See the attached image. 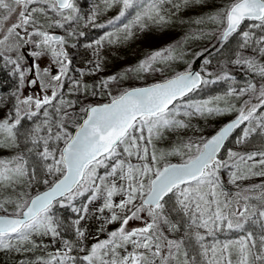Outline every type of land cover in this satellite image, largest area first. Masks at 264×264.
<instances>
[{"label":"snow or ice","instance_id":"obj_1","mask_svg":"<svg viewBox=\"0 0 264 264\" xmlns=\"http://www.w3.org/2000/svg\"><path fill=\"white\" fill-rule=\"evenodd\" d=\"M164 2L104 0L109 7L120 5L116 21L130 17L120 29L124 32V39L132 35L134 27H146V21L164 22L160 7ZM49 10L58 13V18H52L49 27L64 28L65 24H74L78 19L74 15L78 11L75 0H0V49L15 50L20 44L32 43L50 51L60 66L58 73L51 75L56 84L50 94L23 100L17 96L14 110L0 120V136L3 137L0 146H16L21 121L36 118L39 122L34 123L25 134V140L32 145L28 151L34 152L40 160L39 169H30L23 155L12 161L0 160V188L10 190L25 178L29 186H47V190L27 200L23 194H18L14 217L0 216V250H30L21 247L25 242L38 247L30 239L34 234L55 239L60 234L54 207L72 206L79 197H85L88 204L103 197L96 212L103 214L107 211L105 222H119L120 226L107 232L103 240L97 235L96 242L85 247L83 241L87 239V230L79 225L86 219L89 208L87 204L72 207L77 216L74 228L79 247L65 240L62 249H57L56 254H49L48 259H41L38 264H77L78 261L79 264H264V183L231 194L223 188L219 176L222 168L231 167L234 170L230 182L238 187V181L264 177V151L246 155L229 151L227 155L232 160L231 165L219 156L230 134L245 122L247 127L241 129L242 136L237 143H243L257 128L264 133V116H255L257 111L264 110V83L259 89L249 83L247 88L239 91L230 90L228 94L237 97L259 91V102L244 101L243 106L237 109V117L211 138L184 145L188 150L195 148L196 155L189 156L180 164L157 167L155 151L150 152L147 145L164 129L189 127L183 119L176 118L181 107L178 101L209 81L200 72L186 71L150 86L125 89L112 95L110 85L115 87L119 80L127 78V74L109 76L97 85L106 91L109 102L81 106L79 111L84 116L70 131L76 121L77 113L73 111L76 102L64 98L63 78L67 77L72 61L63 47L65 37L44 30L41 19L48 18ZM12 16L16 20L5 30L4 24ZM95 16L96 13H93L88 22L95 24ZM212 19L223 26L222 42L239 30L242 38L240 49L250 48L254 54L245 56L243 51L237 52L233 63L246 67L264 80V0H232L223 12ZM245 21H252L251 29H259V34L240 30ZM69 35L82 37L84 33L70 31ZM105 38L109 43L120 39L119 36L113 38V33L109 32L87 47L101 46ZM94 50L98 55V47ZM174 51L171 47L157 50L129 72L163 71L153 65L174 59ZM34 55L39 56L40 53ZM0 56H3L2 51ZM5 59L14 65L22 84L25 70L21 64L17 60ZM204 62L209 63L208 60ZM94 66L95 70L100 69L99 63ZM44 74H48L47 70ZM37 75L40 73L37 72ZM217 78L229 77L225 74ZM30 83L36 84L37 81ZM87 91L88 86L80 80H71L67 89L68 93L83 94ZM99 94L95 90L91 93L93 96ZM186 107L194 109V112L185 111L184 116L202 114L205 110L209 113L222 111L207 105L188 104ZM231 110L229 107L223 111ZM254 120L257 121L256 127H252ZM176 154L182 153L178 150ZM117 196L119 199L115 200ZM173 197L189 216L192 222L189 227L204 229V233H194L199 245L194 255L185 249L184 240L163 235L161 224L167 225L169 233L179 230V226L164 213L165 205ZM240 200L244 203L240 204ZM248 201H257L259 206ZM3 208V203H0V209ZM144 213L150 219L143 227H128L130 220L144 219ZM225 230L244 234L236 239L221 241L217 234ZM105 231L103 225L97 229L98 234ZM207 237L214 238L211 244L204 243ZM74 248L84 252V255H71Z\"/></svg>","mask_w":264,"mask_h":264},{"label":"rangeland","instance_id":"obj_2","mask_svg":"<svg viewBox=\"0 0 264 264\" xmlns=\"http://www.w3.org/2000/svg\"><path fill=\"white\" fill-rule=\"evenodd\" d=\"M231 2L232 0H170V2L165 0L160 5L161 15L165 17L164 22L146 21V27L142 29L134 27L132 35L127 39L123 38L124 32L120 29L122 24L126 23L130 17L121 18L119 21L115 20L120 11L119 4L109 7L105 5L104 0H75L78 11L74 15L78 19L74 24H65L64 28L49 27L51 19L58 18V13L49 10L48 18L41 19L44 30L50 34H59L65 37L66 43L63 47L72 61L67 77L63 78L65 85L64 98L76 102V108L73 110L77 113L76 121L69 130L73 131L75 124L83 118V112L79 111L81 106L109 102L106 91L101 87H97L101 80L109 76L127 74V78L119 80L115 87L110 85L112 95H117L122 90L162 82L196 67L209 83L201 84L192 93L178 101L181 107L180 115L176 118L183 119L189 127L175 130L164 129L158 138H153L152 143L147 145L150 152L155 151L158 158L156 166L161 168L169 163L185 162L189 156L196 155L195 148L188 150L184 148V145L189 142L200 143L202 140L210 138L226 122L237 117V109L243 106L244 101L250 100L254 104L259 102L257 99L259 91L237 97L236 95H229L230 90L236 89L239 91L242 88H247L249 83L255 84L259 89L260 85L264 83L259 75L252 73L246 67L233 63L237 52L243 51L245 56L254 54L250 48L240 49L242 38L239 30L227 41H220L223 26L213 20L212 17H216L218 13L223 12ZM93 13H96L95 24L88 22ZM15 20V16L10 17L4 24L5 30ZM109 21H113V23H109ZM252 23V21H245L240 26V30L255 31L259 34V29H251ZM99 25H104V27H99ZM70 31L83 32L84 35L82 37L72 36L69 35ZM109 32L113 33V38L119 36L120 39L109 43L108 39L105 38L101 46H94L98 47V55L94 47H87V45L94 44L96 40L105 37V34ZM169 47L175 50L173 53L174 59L169 60L167 63L153 65L154 68H162L163 71L141 72L139 74L129 72V69L138 66L155 51ZM24 50L27 51L28 56L33 61L32 77H30V72L27 71L30 65ZM0 51L3 52V56H0V120H2L16 107L17 96L20 100L27 97L25 93L26 86L34 88L37 98L44 94H50L56 84L55 81L51 80V75H56L60 66L55 62V58L50 51L43 47H37L32 43L20 44L15 50L0 49ZM34 53H40V55L36 56ZM5 58L17 60L25 70L22 84L14 65ZM205 60H208L209 63L205 64ZM95 63L100 64L98 71L95 70ZM45 70H47V75L44 74ZM37 72L40 75H37ZM209 73L211 75H208ZM225 74L229 78H217L223 77ZM32 80H36L37 83H30ZM71 80H80L88 86V91L83 94L68 93L67 89ZM93 90L100 94L91 95ZM188 104L207 105L209 108L221 109L222 111L209 113L205 110L202 114L184 116L185 111L194 112V109L186 107ZM20 107L24 109L23 105H20ZM229 107L232 108L231 111H223ZM21 115H23V111ZM255 116H264V110L257 111ZM38 122L36 118L22 120L18 128L19 135L16 146H0V160L12 161L18 155H23L28 161L27 166L30 169H39V157L34 152L28 151L32 145L25 140V134L34 126V123ZM256 123L257 121L254 120L252 127H256ZM245 127H247V122L235 130L220 154V158L227 161L229 165L232 164V160H229L227 155L229 151L241 155L264 151V133L259 128L256 132L251 133L243 143H237V140L242 136L241 129ZM2 141L3 137L0 136V142ZM178 150L182 154H176ZM135 162V159H133V163ZM233 170L231 167H225L219 172L223 188L231 194H235L245 187L264 183V177H252L248 180L238 181V187L230 182ZM46 188L47 186L43 184L29 186L26 178L19 185H13L10 190L0 188V203L4 205V208L0 209V215L14 216V203L18 200V194H23V198L27 200ZM256 194L258 193H244V195ZM114 199L118 200L119 197H114ZM102 200L103 197L88 204L85 197H79L73 202L72 206L57 205L54 207L53 213L59 225L58 232L60 235L53 239L50 236L34 234L30 239L39 246L32 247L30 243L25 242L21 247L30 249L27 251L0 250V264H38L41 259H48L49 254L54 255L57 249H62L65 240L72 242L78 248L79 240L74 228V221L77 216L71 210L72 207H83L87 204L89 208L86 219L81 221L79 225L82 229L87 230V239L83 241L85 247H90L95 243L97 235L99 239H105L107 232L118 228L120 224L119 222L107 224L104 218L108 215V212L106 211L103 214L96 212V208L101 205ZM239 203L243 204L244 201L240 200ZM248 203L259 206L257 201H248ZM164 213L170 221L179 226V230L169 233L167 225L161 224L163 235H170L173 239L184 240L185 249L190 255H194L199 248L194 233L197 231L204 233V229H197L195 226L189 227L192 222L189 216L181 210L175 197L168 200ZM142 215L144 219L130 220L128 227L131 229L143 227L150 218L147 217L146 213ZM101 225L105 227L106 231L98 234L97 229ZM256 230L259 231L258 228ZM243 234L242 232L225 230L218 233L217 238L223 241L236 239ZM213 240V237H207L204 243L211 244ZM13 243L15 244L16 241L14 240ZM71 255L82 257L84 252H78L74 248ZM77 264H79V261Z\"/></svg>","mask_w":264,"mask_h":264},{"label":"water","instance_id":"obj_3","mask_svg":"<svg viewBox=\"0 0 264 264\" xmlns=\"http://www.w3.org/2000/svg\"><path fill=\"white\" fill-rule=\"evenodd\" d=\"M242 25V24H241ZM54 35H59V34H54ZM221 41V40H220ZM28 57V60H29V64H31V66L33 65V61H32V58H30L29 56H27ZM188 71H191V72H193V73H195V72H200L199 71V69L198 68H192V69H190V70H188ZM184 72H186V71H184ZM183 73V72H182ZM200 74H201V72H200ZM201 76H202V74H201ZM175 77V76H174ZM174 77H172V78H174ZM203 77V76H202ZM170 79V78H169ZM152 85V84H151ZM147 86H150V85H147ZM201 86V85H200ZM199 86V87H200ZM142 87H145V86H142ZM193 92V91H192ZM192 92H190V93H192ZM189 93V94H190ZM188 94V95H189ZM186 97V96H185ZM107 103V102H106ZM103 104V103H102ZM96 105V104H95ZM236 118V117H235ZM235 118H233V119H231V120H229L228 122H226L223 126H221V128H223L224 126H226L229 122H231V121H233ZM220 128V129H221ZM219 129V130H220ZM218 130V131H219ZM236 130V129H235ZM235 130L230 134V136L227 138V140L224 142V147L221 149V151H220V153L223 151V149L225 148V146H226V144H227V142H228V140L230 139V137L234 134V132H235ZM217 131V132H218ZM217 132H215L213 135H215ZM212 135V136H213ZM211 136V137H212ZM210 137V138H211ZM220 153H219V155H220ZM181 163H183V162H181ZM169 164H180V163H178V162H173V163H169ZM169 164H167V165H169ZM167 165H165V166H167ZM45 190H47V188L45 189ZM45 190H42L41 192H43V191H45ZM0 216H4V215H0ZM7 216H9L10 218H12V217H14V216H11V215H7Z\"/></svg>","mask_w":264,"mask_h":264},{"label":"flooded vegetation","instance_id":"obj_4","mask_svg":"<svg viewBox=\"0 0 264 264\" xmlns=\"http://www.w3.org/2000/svg\"><path fill=\"white\" fill-rule=\"evenodd\" d=\"M24 54L26 55V56H28V53H27V51L26 50H24ZM30 65V68L32 69V71H30V77H32V73L31 72H33V65L31 66V64H29ZM25 93H26V96L27 97H30V96H32L33 98H37V96H36V94H35V91H34V88H32V87H30V86H26V90H25Z\"/></svg>","mask_w":264,"mask_h":264}]
</instances>
